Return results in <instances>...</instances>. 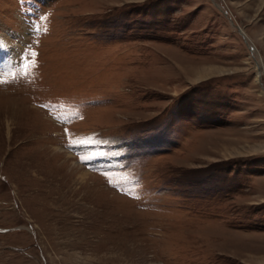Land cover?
Masks as SVG:
<instances>
[{
  "label": "rangeland",
  "instance_id": "obj_1",
  "mask_svg": "<svg viewBox=\"0 0 264 264\" xmlns=\"http://www.w3.org/2000/svg\"><path fill=\"white\" fill-rule=\"evenodd\" d=\"M7 41L0 264H264V0H0Z\"/></svg>",
  "mask_w": 264,
  "mask_h": 264
},
{
  "label": "bare ground",
  "instance_id": "obj_2",
  "mask_svg": "<svg viewBox=\"0 0 264 264\" xmlns=\"http://www.w3.org/2000/svg\"><path fill=\"white\" fill-rule=\"evenodd\" d=\"M242 34H243V32H242ZM244 36H245V34H243ZM4 44H5V46L3 47V48H0V68H2V67H4L6 64H8V62H10V57H9V53L11 52V49L12 48H10V47H8V41L7 42H4ZM5 47H8L9 49H10V51L9 50H5ZM5 68V67H4ZM1 71V70H0ZM107 141V140H106ZM105 142V141H104ZM112 145V144H111ZM105 146V145H104ZM111 147V146H110ZM114 148V147H113ZM81 150V149H80ZM98 150H99V148H98ZM98 150H96V151H94L93 149H92V147L91 146H89L88 148H87V151H90L91 153H92V157H91V164L93 165V166H95V167H98V166H102V167H105L106 166V163H108L110 160H105V161H103L101 158L99 159V157H98V154H100L99 153V151ZM115 150V149H114ZM85 151V150H84ZM104 157V156H103ZM104 159V158H103ZM65 161L66 160H64L63 162H61V164H63V163H65ZM104 163L105 165H99L100 163ZM71 169L68 171L69 173H71ZM81 175H79V177L81 178V179H85V177L86 176H88L85 172H82V173H80ZM89 177V176H88ZM80 180V179H79ZM86 181V180H85ZM83 183H85V182H83Z\"/></svg>",
  "mask_w": 264,
  "mask_h": 264
},
{
  "label": "water",
  "instance_id": "obj_3",
  "mask_svg": "<svg viewBox=\"0 0 264 264\" xmlns=\"http://www.w3.org/2000/svg\"><path fill=\"white\" fill-rule=\"evenodd\" d=\"M238 30H239V32L242 34V31H241V29L238 27Z\"/></svg>",
  "mask_w": 264,
  "mask_h": 264
}]
</instances>
